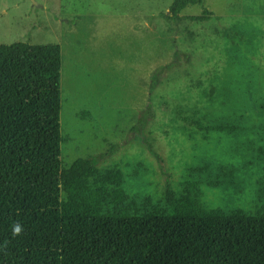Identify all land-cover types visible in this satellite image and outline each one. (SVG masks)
<instances>
[{"label":"rangeland","instance_id":"374dc122","mask_svg":"<svg viewBox=\"0 0 264 264\" xmlns=\"http://www.w3.org/2000/svg\"><path fill=\"white\" fill-rule=\"evenodd\" d=\"M35 1L0 0V45L60 47L61 169L116 146L98 174L121 173L133 212L188 183L208 210L264 207V0L179 19L173 0Z\"/></svg>","mask_w":264,"mask_h":264},{"label":"trees","instance_id":"16d2710c","mask_svg":"<svg viewBox=\"0 0 264 264\" xmlns=\"http://www.w3.org/2000/svg\"><path fill=\"white\" fill-rule=\"evenodd\" d=\"M199 3L173 0L168 18ZM60 71L58 45H0V264H264V207L208 210L188 183L133 212L121 173L98 174L116 146L61 169Z\"/></svg>","mask_w":264,"mask_h":264},{"label":"clouds","instance_id":"9594fccd","mask_svg":"<svg viewBox=\"0 0 264 264\" xmlns=\"http://www.w3.org/2000/svg\"><path fill=\"white\" fill-rule=\"evenodd\" d=\"M11 230L14 236H19L23 231V226L19 224H14Z\"/></svg>","mask_w":264,"mask_h":264},{"label":"water","instance_id":"95a60500","mask_svg":"<svg viewBox=\"0 0 264 264\" xmlns=\"http://www.w3.org/2000/svg\"><path fill=\"white\" fill-rule=\"evenodd\" d=\"M30 1H31V3H32L33 6H35V7H39V6L37 5V3H36L35 0H30Z\"/></svg>","mask_w":264,"mask_h":264}]
</instances>
